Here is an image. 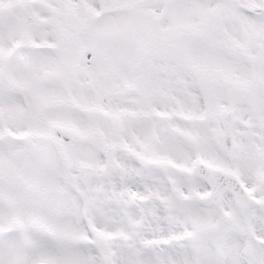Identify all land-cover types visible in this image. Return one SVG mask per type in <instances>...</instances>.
Here are the masks:
<instances>
[{
    "label": "snow or ice",
    "instance_id": "1",
    "mask_svg": "<svg viewBox=\"0 0 264 264\" xmlns=\"http://www.w3.org/2000/svg\"><path fill=\"white\" fill-rule=\"evenodd\" d=\"M0 264H264V0H0Z\"/></svg>",
    "mask_w": 264,
    "mask_h": 264
}]
</instances>
